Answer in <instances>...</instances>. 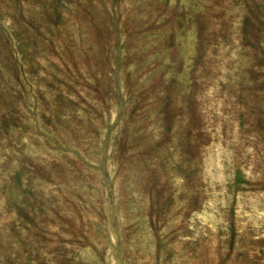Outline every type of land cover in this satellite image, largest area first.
I'll list each match as a JSON object with an SVG mask.
<instances>
[{
	"label": "rangeland",
	"instance_id": "obj_1",
	"mask_svg": "<svg viewBox=\"0 0 264 264\" xmlns=\"http://www.w3.org/2000/svg\"><path fill=\"white\" fill-rule=\"evenodd\" d=\"M0 264H264V0H0Z\"/></svg>",
	"mask_w": 264,
	"mask_h": 264
}]
</instances>
